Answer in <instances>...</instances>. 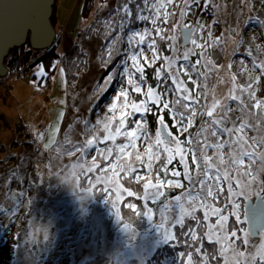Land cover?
Segmentation results:
<instances>
[{
  "label": "rangeland",
  "instance_id": "374dc122",
  "mask_svg": "<svg viewBox=\"0 0 264 264\" xmlns=\"http://www.w3.org/2000/svg\"><path fill=\"white\" fill-rule=\"evenodd\" d=\"M124 2L125 0H95L89 15L84 16L85 0H56L52 18L57 31L61 34L58 47L60 59H63L64 53L72 47H76L81 54L82 63L80 62L79 77L77 81L74 80L76 83L73 85L68 83L61 60L54 74L49 78L44 77L39 86L34 82L41 79L35 75L38 66L25 74L18 73L10 76L8 73L0 83V264H39L40 255H46L47 241H52L59 229L79 232L81 230L77 223L79 219L91 227L93 237L91 241L82 242L72 249L74 264H91L90 261H94L93 257L101 253L100 245L103 242L105 246L111 244V264H175L173 254L181 253V246L190 244L189 249L197 254V248L201 249L207 242L209 243L207 236L201 240V235L202 232L209 231L207 225H215L217 217L209 215L208 220H203L206 210L197 208L196 216L199 221L205 222L206 230L202 229L201 234H198V224L193 223L192 230L197 231L196 236L199 241L193 242L191 237L186 238L185 235H181V231L177 232L176 230L175 232L176 227H172L169 222V217L174 221L180 215V209L171 208V205L175 203V197L160 207L155 224L134 228L123 219L118 222L115 211L107 215L102 210L104 199L98 202L92 198L90 192H87L81 196L83 203H80L71 196L81 194L78 191L77 169L81 168V165L85 168L92 166L94 157L102 169H109L106 173L107 177L113 175L108 161L102 159L97 151L91 150L89 154L84 155L82 149L73 146L82 145L95 137H99L103 141L106 134L104 123L107 120L105 118L113 115V112L109 111L113 103L116 104L114 114L117 120L119 119L123 98L117 100L116 97L121 88L128 87L130 98L139 103L145 99L144 92L147 87L151 86L147 81L142 85L141 93H133L131 87L127 86V75L124 76L123 81H117L112 86L107 83L109 75L122 70L119 67L121 57H115L111 62L109 61L108 53L112 50L109 46L110 41L124 36L132 30L152 27L150 22L136 21L128 23V26L120 31L119 25L123 12H118L117 9ZM161 2L166 3V0H149V5L145 7L143 15H153L155 10L151 5ZM187 2L191 3V0H187ZM137 3L143 6V0H133L129 4L134 14ZM202 3L203 10L196 7L193 9L192 15L185 18L180 16L185 0H172V3L167 4V8L162 11L171 12L173 15L170 17L169 24L161 25V27L167 29L175 21L188 23L190 26L193 22L199 21L210 26L211 37H208L206 31L201 32L199 29H196L192 36V39H196L197 43L205 46H207L206 42L211 44L212 41L219 38L218 42L208 48L206 57L194 56L191 58L193 62L200 59L202 64L208 63V67L198 65L200 71L206 75L198 78L194 76L195 85L185 76H181L180 79H183L189 90L199 95L202 103L207 104L208 107H211L215 100H219L221 104L229 103L235 108L237 102L226 101L225 98L234 86L236 88L234 94L240 95L239 88L246 87L249 82L248 75H242L243 70L251 69L253 62L259 64L264 61V26L256 24V18L264 20V3L261 0H202ZM131 19L133 17L129 18V20ZM172 32L177 36L176 43L182 46L181 51L184 47H193L191 41L183 44L184 36L180 27L174 28ZM153 35L155 34L153 33ZM157 40H159L158 37ZM118 47L123 49L127 45L121 44ZM159 47L160 49L162 47L160 42ZM197 51L199 52L200 49ZM250 52L251 55H249ZM161 54L173 56L167 47L165 52L161 49ZM145 55L150 56L151 54L145 50ZM162 63L157 62L150 66L155 67L153 75L155 84L152 87L156 91H159L155 87L158 83L156 71L162 70ZM179 63H183V61ZM179 63L174 64L173 67H178ZM128 64H131L130 60ZM141 64H144L143 59H141ZM145 66L149 65L145 64ZM164 67L167 66L164 65ZM251 75H259V72L253 70ZM233 77H235V81H233ZM168 83L170 85V81ZM255 91L257 99H264V79L258 86H255ZM175 98L174 95L167 97L170 104ZM128 110L130 109H125V111ZM236 115L239 113L233 114V119ZM86 121L89 122L88 128L85 127ZM138 122L146 123V120L141 119ZM200 123L198 117L188 132L195 134ZM126 126H128L127 121ZM92 127H95V131L91 130ZM128 127L131 131L132 126ZM260 127V124L257 123V131H245L247 135L259 138L264 135V132L258 131ZM176 129L179 133V129ZM112 130L114 133L115 124ZM169 131L171 130L169 129ZM185 134L188 136V133ZM173 135L177 134L173 133ZM152 136L154 142L155 135ZM108 143L112 144L111 141L100 143L99 149L105 150L106 147H112L114 150V146ZM125 143H127V139L124 142L117 141V144ZM147 147V144L137 140L136 148L127 150L132 155L126 156L124 159L132 163L133 168L140 169L143 167L142 163L134 161V156L137 151L143 154ZM180 147L187 148L188 145L181 143ZM213 151L209 149L208 155H213ZM166 155V153L162 154L161 160H164ZM22 159L26 161L25 164H22ZM114 159L115 157L111 160L114 161ZM176 159L179 160V157L177 156ZM141 161L145 163L146 167L147 158L141 155ZM186 162L189 164V170L195 173L196 169L190 155ZM247 163L245 161V164ZM256 167L259 168L260 165L256 164ZM93 172L95 177L104 175L96 169ZM13 174H17V177L13 178ZM55 174L57 180L64 187L56 192L58 199L55 208L51 215L47 216V214L43 215L46 206L44 204L38 206L36 200L42 192L45 194L52 192L50 178ZM136 175L144 177L142 182L146 183L149 179L153 183L156 182V177L152 178L147 168L145 173L137 172ZM122 177L123 174L120 175L119 183L112 181L105 183L111 189V192H108L109 196L114 195L111 203L115 205V209L127 196L126 188L120 181ZM163 178L164 176L160 177L164 182V187L160 189L162 192L165 188L172 187L167 184L168 179L181 180L180 177L170 176L166 180ZM12 192H20L22 197L13 208H7L6 200ZM67 193L70 195L68 196ZM180 195L181 193L177 196ZM42 198L44 199L45 195ZM208 203H213L215 207L221 205L220 200L213 202L209 199ZM86 204L88 205L87 213H85ZM165 205H168L170 210L166 209ZM37 208L39 216L32 214ZM185 208L191 211L188 204H185ZM149 209L151 208H147L146 211L148 212ZM153 216L154 211L151 209V218ZM229 219L230 221L225 224L223 230V235L229 237L228 241L215 242L213 240L210 242V247L215 246L217 254H221L222 248L227 247V251L221 255L224 258L223 264H250L248 257L254 255L261 245H264V235L249 237L247 244L235 240L230 233L239 229L238 236L242 237L244 232H250L248 221L237 222L235 227H232L231 219L234 218L230 217ZM124 223L130 226L127 231L123 229ZM161 224L164 225V229L170 230L177 238L165 241L162 236L163 229L158 227ZM113 234H115L114 240H110L109 238ZM217 234H221L219 230H217ZM46 235L48 236L47 240L45 239ZM161 250L162 261L157 255ZM240 252H243L242 256L237 255ZM116 254L118 257L115 256ZM185 263L192 264V261L187 259Z\"/></svg>",
  "mask_w": 264,
  "mask_h": 264
},
{
  "label": "snow or ice",
  "instance_id": "6c2138e0",
  "mask_svg": "<svg viewBox=\"0 0 264 264\" xmlns=\"http://www.w3.org/2000/svg\"><path fill=\"white\" fill-rule=\"evenodd\" d=\"M132 2L133 0H125L120 8L117 9L118 12H123L121 24L119 25L120 31H123L128 26V23H135L136 21L150 22L152 27L132 30L124 36L110 41L109 46L112 50L108 53L109 61L111 62L115 57H121L119 67L122 70L109 75L107 83L112 86L117 81H123L124 76L127 75V86L131 87L133 93H141L142 85L147 83L145 64L151 66L157 64V62H163L161 65L162 70L158 69L156 71L158 83L155 87L159 91L154 90L152 86L147 87L146 92H144L145 99L136 103L130 98L128 87L121 88L119 95L116 97L117 100L123 98L119 119L117 120L114 114L116 104L113 103L109 109L110 112H113V115L105 118L107 120L104 123L106 134L103 137V141L99 137H95L87 140L82 145L73 146L82 149L84 155L89 154L91 150L97 151L102 159L108 161L113 175L107 177L106 173L109 169H102L96 163L95 157L93 158L92 166L86 169L82 165L80 166L81 173H92L94 169L101 171L104 175H99L95 178L98 184L108 183L109 181L119 183L121 174H123L124 179L129 184L138 183L144 177L130 175L134 174L137 169L133 168L132 163L125 160L124 157L132 155L127 150L129 148L135 149L136 141L140 140L142 143L147 144L148 147L143 154L137 151L134 161L143 163L141 155L145 156L147 158L146 168L149 173L153 169L154 161H160L161 155L167 154L164 157L166 163L162 162V166L158 169L156 182L153 183L149 179L143 184V199L156 200L164 195L160 190L164 187V182L160 179V172L174 178L183 176V179L187 181V187L180 179L167 180V184L173 188L184 189L180 196L175 197V203L171 205V208L180 209L179 218L173 221L169 217L172 227L179 226L184 229L186 217L196 221L199 227H205L203 222L199 221L196 216L197 208H203L206 210L203 220H208L209 215L217 217V220L215 225H207L209 231L207 233L202 232L201 240L204 236H207L209 242H213V240L215 242L228 241L229 237L223 235V230L229 218L232 217L234 218L232 227H235L237 222L243 223L247 220L259 229V233L244 232L242 237L238 236L239 229L230 233L235 240H240L247 244L249 237L264 235V213H262V218L259 222L255 218L257 201L264 205V135L259 138L247 135V132L257 131V123L261 126L258 131L264 132V99H257L255 91V86H258L261 80L264 79V61L259 64L253 62L251 69L245 68L243 70L242 75H248L249 82L246 87L241 86L239 88L240 95L234 94L236 92L234 86L225 98L226 101H236L235 108L229 103L221 104L219 100H215L211 107H208L207 104L202 103L199 95L189 90L185 85V81L180 79V77H187L195 85L196 79H193L194 76L198 78L206 75V73L200 71V67H208V63L202 64L200 59L193 62L191 58L194 56L206 57L208 48L218 42L219 38H216L211 44L206 42L207 46L197 43L196 39H192L196 29L201 32L206 31L208 37L212 36L210 26L199 21L193 22L191 26L188 23L175 21L167 29L161 27V25H168L170 17L173 15L171 12L162 11L167 8V4L172 3V0H166V3H153L151 5L155 10L153 15H143L145 7L149 5V0H143V6L137 3L135 5V14L129 7ZM261 2L264 3V0H261ZM196 7L203 10L202 0H191V3L185 0L180 16L187 18L192 15L193 9ZM130 17H133V19L129 20ZM256 24L264 26V20L256 18ZM176 27H180L182 30L187 29L184 35L186 39L191 41L192 48L184 47L183 51H181L182 46L176 43L177 36L172 32ZM157 37L159 40H157ZM159 42L166 44L167 50L173 53L172 57L161 54ZM121 44H126L127 47L121 49L118 47ZM198 49H200L199 52L197 51ZM145 50L151 55H145ZM249 55H251V52ZM141 59H143L144 64H141ZM129 60L131 61L130 65L128 64ZM180 61H183V63H179ZM177 63H179V66L174 68L173 65ZM164 65L167 67H164ZM229 67H232V65H229ZM241 68H243V65H241ZM253 70H257L259 75L252 76ZM35 75L41 78L39 81H34L39 86L43 82V78L48 76V72L44 70L43 65H40ZM233 81H235V77H233ZM168 95L176 97L171 104L168 102ZM153 106H156L155 113H153ZM125 109L130 110L125 111ZM162 112L164 114H161ZM149 113H153L156 116L159 124L158 129L154 133V142L147 124L138 122L141 119H146ZM236 113H239V115H236L235 119H233V114ZM166 115L169 121H175L172 127L179 129L177 135H173V132L169 131ZM197 117L201 121L199 128L195 134L189 133L188 129L193 126ZM126 121L128 126H132L131 131L126 126ZM114 124L115 130L113 133ZM88 125L89 122L86 121L85 127L88 128ZM91 130L95 131V127H92ZM183 133H188V136L184 141H181L179 134ZM117 137L126 138L127 143L117 144ZM105 141H111L115 148L114 161L109 159L114 155L112 147H106L105 150L99 149V144ZM181 143H186L188 147L181 148ZM173 145L175 147H172ZM209 149L214 150L211 156L208 155ZM188 155L191 156L192 163L195 166V173L189 170V164L186 162ZM177 156L180 164L183 165V172L173 169L169 173L167 166L171 165ZM245 161L248 163L245 164ZM256 164H259L260 167L257 168ZM85 178H87L86 175ZM125 191L128 196L136 195V193L127 189ZM209 199L213 202L220 200V207H215L213 203H208ZM185 204L189 205L191 211L185 208ZM127 206L133 210L136 207L134 204ZM165 208L169 209V206L165 205ZM224 213L228 214L225 215ZM116 215L118 222H120L122 218L119 211ZM144 215L151 219V209L145 212ZM129 227L127 223L123 224L125 231ZM158 227L163 229L162 236L165 241L176 239V236L170 230L164 229L163 224L158 225ZM217 230L221 234H217ZM180 234L191 237L193 242H199L196 232L191 228L187 232L181 231ZM45 239H48L47 235ZM200 250L199 248L196 249L197 252ZM226 251L227 247L222 248L221 255H224ZM212 255V253H205V260ZM237 255L242 256L243 252L237 253ZM248 261L250 264H264V245H261L254 255H250Z\"/></svg>",
  "mask_w": 264,
  "mask_h": 264
},
{
  "label": "trees",
  "instance_id": "16d2710c",
  "mask_svg": "<svg viewBox=\"0 0 264 264\" xmlns=\"http://www.w3.org/2000/svg\"><path fill=\"white\" fill-rule=\"evenodd\" d=\"M94 1L95 0H85L84 11H83L84 16L89 15V13L92 10V7L94 6ZM101 1H105V0H101ZM58 34H59L58 40L48 50H34L31 48L29 43H27L25 46L14 48L5 60L6 65L10 69L8 75L12 76L18 73L25 74L30 69H34L40 64H42L44 66V70L48 72V76H46V78H49L50 75L54 74L58 63L61 60V65L64 67L66 71L68 83L70 85H73L74 83H76L74 82V80L76 81L78 80L79 71L81 69V63H82L81 54L78 52L76 47H72L64 53L63 59H60V53H59L58 47H59V39L61 37V34L59 32ZM160 43L162 45L161 47L162 51L165 52V49L167 47L166 44L164 42H160ZM154 71H155V67L145 66V76H146L147 81L150 82L151 86L155 84V79L153 78ZM1 81H3V77H0V83ZM155 111H156V106H153V113H155ZM153 113H149L145 119L146 124L149 128V132L152 135L155 133V130L158 129L159 127L156 116ZM161 114H164V113L162 112ZM197 119L198 117L196 118V120ZM166 123H169V129L174 134H178L177 129L172 127L173 120L169 121L167 115H166ZM186 137H187V134L185 133L179 134V139L181 141H184ZM125 140L126 138L117 137L116 143L117 141L124 142ZM108 144L113 145L111 143H108ZM113 152H114V155L113 157H110L111 159L115 157V148ZM162 162L166 163L165 160H160V161H156L153 164V169L151 171L152 178H155L157 176L158 169L162 166ZM25 163L26 161L22 159V164H25ZM141 165L143 167H141L140 169H137V171L131 175H136L137 172L145 173L146 171L145 163H142ZM167 167H168V172L173 169L183 172V167L180 164L178 159H175L173 163L171 165H168ZM76 172L78 173V176H79V182H78L79 190L78 191L81 192L79 196L71 195L72 197L76 199V201L83 203L82 201L83 199L81 196H84L87 192H90L92 195V198L97 200L98 202L104 199L102 210L107 215L113 213L114 211L116 213L119 211V214L121 218L123 219V221L128 222L134 228H139L141 226L146 227L147 225L155 224L158 210L160 209V207L163 206L168 200L176 197L177 195H179L180 193L184 191L183 188L168 187L164 189V192H163L164 195L161 196L158 200H152V199L145 200L142 198L144 196L143 184L145 182L139 181L138 183L129 184L124 179V177H122L120 181L123 184V186L128 191L136 193V195L134 196L127 195L123 200H121L118 208L115 209V207L111 203V200L113 199L114 195L111 194V196H109V193H108L109 191L111 192V189L108 186H106L105 183L98 184L96 182V179H95L96 177H95L94 172L82 174L81 168H78ZM159 174H160V177L164 176L163 178L164 180L170 177V175H164L163 172H160ZM85 175L87 176V178H85ZM16 177H17V174H13V178H16ZM180 178L183 184H185V186L187 187V181L183 179V176H181ZM50 183H51L52 192H48L47 194H45V192H42L40 197L36 200L38 206H42L43 204L46 206L43 215L47 214V216H50L53 208H55V203L58 199V197L56 196V192H58L64 187L60 183V181L57 180L56 174L51 176ZM43 195H45L44 199L42 198ZM67 195L69 196L70 194L67 193ZM21 197L22 195L20 192H12V194L6 200L7 208H13ZM77 197H79L80 199ZM132 204L136 206L135 210L127 206V205H132ZM87 208H88V205L86 204L85 213H87L86 212ZM147 208H151L154 211V216L151 219H149L148 216L144 215V213L147 212L146 211ZM38 212H39V209L37 208L35 209V211L32 212V214L39 216ZM85 218H88V217H85ZM28 220H29V217H28ZM184 222H185V228L181 229L179 226H176L175 232L176 230L177 232L182 231V230L187 232L189 228L192 229L193 223H197L196 221H192L190 218H187V217L185 218ZM77 223H78V227H81V230L79 232L78 231L75 232V230L71 232L68 229H59L57 233H55L53 240L47 241L46 251H45L46 255H42V254L40 255L39 264H74L73 259H72V249L80 245L82 242L87 243L91 241L93 237V235L91 234L92 229L87 223H84L81 219L77 220ZM203 225H205V227L203 228L197 226L198 234H201L202 229L203 231L206 230V224L204 221H203ZM151 231L153 230L151 229ZM114 235L115 234H113V236L110 238L108 236V238L110 240H114V237H115ZM0 237H1V233H0ZM184 237L190 238L187 235H185ZM210 244H211L210 242L209 243L207 242L204 247H201V250L197 252V254L194 253L192 249H189V246L191 247L190 244L181 246L182 252L174 253L173 255L175 257L173 261L175 260L174 262L175 264H186L185 261L187 259L189 260V257H191L190 260L192 261V264H223L224 258L221 256L220 253L217 254V248L215 246L210 247ZM100 249L102 250L100 251L101 253L93 257L94 261L91 260L90 261L92 262L91 264H111V259H110L112 257V254H110L111 244L105 246L103 242L100 245ZM205 253H212L213 255L209 257L207 260H205ZM157 255L159 259L162 261V258H163L162 250L159 251ZM115 256L118 257V254H116Z\"/></svg>",
  "mask_w": 264,
  "mask_h": 264
},
{
  "label": "water",
  "instance_id": "95a60500",
  "mask_svg": "<svg viewBox=\"0 0 264 264\" xmlns=\"http://www.w3.org/2000/svg\"><path fill=\"white\" fill-rule=\"evenodd\" d=\"M56 0H0V77H5L10 69L5 60L16 47L27 43L34 50L50 49L58 39V31L52 21ZM183 44L190 42L185 38ZM264 213V205L257 201L255 218L259 222ZM249 230L259 233V229L248 221ZM259 235L252 236L258 237Z\"/></svg>",
  "mask_w": 264,
  "mask_h": 264
},
{
  "label": "bare ground",
  "instance_id": "6f19581e",
  "mask_svg": "<svg viewBox=\"0 0 264 264\" xmlns=\"http://www.w3.org/2000/svg\"><path fill=\"white\" fill-rule=\"evenodd\" d=\"M56 4V3H55ZM54 9H55V6H54ZM54 14V13H53ZM53 17V16H52ZM52 21H53V18H52ZM4 24V21L3 22H1V20H0V27L2 26ZM32 48V47H31ZM33 49V48H32ZM48 50V49H47Z\"/></svg>",
  "mask_w": 264,
  "mask_h": 264
}]
</instances>
